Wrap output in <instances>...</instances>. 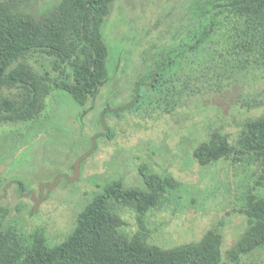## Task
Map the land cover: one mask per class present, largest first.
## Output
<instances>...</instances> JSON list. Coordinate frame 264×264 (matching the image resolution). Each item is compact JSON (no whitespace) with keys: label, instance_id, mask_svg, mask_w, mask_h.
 <instances>
[{"label":"trees","instance_id":"trees-1","mask_svg":"<svg viewBox=\"0 0 264 264\" xmlns=\"http://www.w3.org/2000/svg\"><path fill=\"white\" fill-rule=\"evenodd\" d=\"M36 1L0 2V90L8 91L0 93V124L38 120L53 90L86 106L111 80L103 25L114 0H58L37 18L15 10ZM184 6L177 22L165 27L167 59H160L158 48L157 61L133 73L123 111L171 115L195 100L226 94L239 77L254 88L261 82L263 88L234 103L246 110L263 109L264 0H187ZM34 54L48 57L51 71H36L29 63ZM104 109L103 117L111 112ZM116 110L118 116L121 110ZM103 137L112 135L108 131ZM192 156L200 167L224 160L258 170L255 186L240 196L237 212L246 226L225 254L217 226L196 242L171 248L147 241L145 215L180 184L139 167L143 188L126 187L121 180L105 183L77 212L73 230L57 245L48 243L43 230L26 233L0 220V264H241L243 257L264 250V194L259 193L264 184V115L245 119L231 141L218 128L209 130ZM123 208L136 213L137 230L130 235L123 231Z\"/></svg>","mask_w":264,"mask_h":264},{"label":"rangeland","instance_id":"rangeland-1","mask_svg":"<svg viewBox=\"0 0 264 264\" xmlns=\"http://www.w3.org/2000/svg\"><path fill=\"white\" fill-rule=\"evenodd\" d=\"M57 2L37 0L15 10L37 18L52 10ZM185 3L187 0L113 1L103 25L111 80L98 92L94 106L79 117L82 125L78 120L81 112L78 104L60 90L51 91L46 98L40 120L0 124V168L15 154L11 167L7 165L9 168L6 166L8 169L0 175V194L10 180H19L28 186L39 182L58 183L32 218L16 214L13 209L16 201H0L6 209V214L0 215L2 223L13 224L26 233L43 230L48 243L57 245L73 230L77 212L105 183L121 180L126 187L143 188L139 167H145L146 173L160 178L168 176L180 184L145 215L150 244L171 248L196 242L205 231L217 226L223 237V254L232 247L246 226L244 217L237 212L243 203L240 196L255 186L258 170L224 160L200 167L192 151L207 139L209 130L218 128L231 141L245 119L264 115V108L246 110L234 103L240 95L252 96L262 89L261 82L254 88L248 86L247 79L243 81L239 77L240 81L226 94L207 102L195 100V104L171 115L156 113L144 117L141 113L121 111L116 116L109 112L104 122L112 138L100 135L94 139L104 132L101 110L120 109L130 99L135 80L128 66L132 40L150 39L157 45L167 43L165 27L184 12ZM117 58H120L118 66ZM29 63L38 72L51 71L50 59L44 55L30 56ZM0 93L8 94V91L1 89ZM39 131L33 140L32 136ZM94 145V151L79 163L77 179L70 182L76 162ZM28 164L31 165L29 173ZM11 193L10 190L8 194ZM259 193L264 194V184ZM121 216L126 223L123 231L129 235L134 233L137 230L134 210L123 208ZM241 264H264V250L243 257Z\"/></svg>","mask_w":264,"mask_h":264},{"label":"flooded vegetation","instance_id":"flooded-vegetation-1","mask_svg":"<svg viewBox=\"0 0 264 264\" xmlns=\"http://www.w3.org/2000/svg\"><path fill=\"white\" fill-rule=\"evenodd\" d=\"M132 45L130 49V53L128 54V66H131V72L136 74L139 73L148 67H151L152 64L157 61V49L159 48L163 52L160 53V59L165 57V60L167 57L164 55L166 50V43H161L159 45L152 43L150 39H138V40H132ZM117 66L120 63V58H117ZM117 69V68H116ZM115 69V70H116ZM118 74V70L116 71V75ZM141 85H145L148 83H140ZM96 97L92 98L88 106H79L81 109L80 114L78 115V120L80 121L81 125V118H79L83 113L91 109L95 104ZM83 108H86L85 110ZM105 110V109H102ZM101 110V112H102ZM40 120V119H39ZM40 121L37 122L39 124ZM38 134H40V131L37 133V135L34 137L32 136V139L35 140L38 137ZM15 158V154L11 157L9 163V167L13 164ZM6 165V166H7ZM6 166H2L3 168H0V175H2L5 170L8 168ZM28 170V173L31 171V165L28 164L26 167ZM59 180L62 178L61 175L58 176ZM58 184V183H57ZM6 185V193L4 196L3 191L0 194V201L7 200V201H16L14 204V211L18 215H22L25 217L28 216L30 218L33 217L34 213L38 210L39 206L48 200V193L51 191L52 187L49 182H39L37 184L28 186L27 184L19 181V180H10L5 183ZM4 188V189H5ZM3 189V190H4ZM11 190V194L9 195L8 192ZM2 196V197H1ZM31 204V206L29 205ZM2 206L0 205V209Z\"/></svg>","mask_w":264,"mask_h":264},{"label":"water","instance_id":"water-1","mask_svg":"<svg viewBox=\"0 0 264 264\" xmlns=\"http://www.w3.org/2000/svg\"><path fill=\"white\" fill-rule=\"evenodd\" d=\"M155 75H156V73H155ZM155 75H154V77H155ZM124 109H125V107L120 108L121 111H123ZM116 111H117L116 109L111 110L112 113H115ZM101 119H102V123H103V127H104V133L101 134V135L104 136V135L108 132V130H106V125H105V122H104V117L101 116ZM96 138H97V137H95L94 139L96 140ZM95 140H93V142H94ZM95 146H96V145L93 146V148H92V150H91L90 152H87L83 157H81V158L76 162V164H75V166H74V177H72L71 179H69L70 182H74V181L77 179V177H78V167H79V163H80L83 159H85L87 156H89V155L94 151ZM56 184H57V182H55L53 185H51V187H54ZM5 191H6V188L3 190V195H2V196L5 195V193H6ZM2 196H1V197H2Z\"/></svg>","mask_w":264,"mask_h":264}]
</instances>
